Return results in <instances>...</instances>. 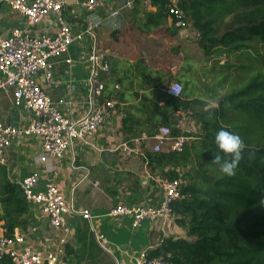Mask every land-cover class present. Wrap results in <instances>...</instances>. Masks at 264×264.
<instances>
[{
	"label": "crops",
	"instance_id": "obj_1",
	"mask_svg": "<svg viewBox=\"0 0 264 264\" xmlns=\"http://www.w3.org/2000/svg\"><path fill=\"white\" fill-rule=\"evenodd\" d=\"M84 1L65 0L67 8L64 12L74 29L89 20L102 22L96 35L99 48L115 54L116 59L112 62L111 74L101 79L105 93L100 102L113 99L115 110L89 144L77 142L73 151L59 161L42 163L41 143L37 138L15 141L6 153L8 175L4 184L17 185L38 173L41 179L39 191L53 183L65 198L73 199L76 207L91 211L92 223L79 217L66 219L71 230L66 246V259L70 264H133L141 252L156 250L163 240H187L188 237L186 230L175 222L164 229L160 223L151 221L133 228L132 218L114 221L108 216L117 206L158 208L164 197L159 183L164 178L161 170H155L153 174L141 160L129 159L114 150L122 144L145 138L143 151L153 155L155 143L152 139L163 126L180 135L184 129L198 133L200 126L193 121L194 114L214 115L224 97L223 94L211 96L212 79L206 73L220 58L206 57L198 41L193 39L191 29H177L172 18L167 17L158 28L153 21L148 23L147 16L158 14V8L152 2L98 0L101 9L94 15L76 17L72 6ZM130 1H135L134 8L116 19L108 18L112 10ZM21 23L6 3H0V36H10ZM49 30L51 24H42L32 31L37 35L49 33ZM84 49L85 46L80 45L72 49L73 66L56 60L51 70L53 79L46 76L40 79L47 94L62 103L63 115L71 120L84 116L91 106L89 92L83 88L88 79ZM174 82L183 85V102H206L208 106L191 105L174 110L168 105L170 96L166 94ZM0 123L17 127L29 123L26 113L14 108L11 92L0 94ZM163 153H167V149ZM74 166L78 167L77 171H73ZM168 170L170 167L165 168L166 172ZM191 171L189 166L176 170L179 176ZM28 207L29 211L20 217L21 224L26 222V230L18 226L14 231V236L25 238L24 245L17 249L43 254L52 252L60 234L53 231L49 218L40 207L30 203ZM6 210L9 211L7 207ZM3 217L0 197V237H7ZM96 233L106 237L110 253L99 246Z\"/></svg>",
	"mask_w": 264,
	"mask_h": 264
},
{
	"label": "trees",
	"instance_id": "obj_2",
	"mask_svg": "<svg viewBox=\"0 0 264 264\" xmlns=\"http://www.w3.org/2000/svg\"><path fill=\"white\" fill-rule=\"evenodd\" d=\"M151 2L158 14L147 16L148 23L153 21L158 28L167 17L174 23L170 10L175 7L183 21L200 35L198 46L208 58L243 51L257 52L259 57V49L264 47V0ZM181 98L170 97L168 105L174 110L208 106L206 102H183ZM223 98L226 101L214 115L194 114L193 121L200 131L182 153L146 155L153 174L161 170L163 180L181 182V199L173 204V212L176 225L186 230L188 237L163 240L159 248L149 252L150 259H163L167 264H264V71L259 69L252 83L239 94ZM238 99L241 101L236 108L241 116L235 119L230 117L234 113L228 104ZM222 128L238 134L244 143L241 160L231 177L213 165L215 135ZM172 134L180 135L176 130ZM188 166L192 171L179 176L176 170ZM166 167H170L168 172ZM7 175V168L0 166L2 220L7 237L12 238L18 226L26 230V222L21 224L20 217L29 207L20 186L4 184ZM0 264L14 263L4 257Z\"/></svg>",
	"mask_w": 264,
	"mask_h": 264
},
{
	"label": "built area",
	"instance_id": "obj_3",
	"mask_svg": "<svg viewBox=\"0 0 264 264\" xmlns=\"http://www.w3.org/2000/svg\"><path fill=\"white\" fill-rule=\"evenodd\" d=\"M152 0H136L142 4H150ZM22 20L21 25L10 32V36H0V94L12 93L16 110H23L29 118L24 127L0 123V166H7L6 153L11 145L22 138H37L42 149V163L49 160H62L73 151L77 142L89 144L100 131L109 114L115 110L113 99L100 102L105 93L101 82L111 74L112 62L116 55L102 51L97 41V32L102 22L89 20L74 29L65 15V0H2ZM174 3V2H173ZM135 1L124 3L112 10L108 18L116 19L126 10L134 8ZM76 17L92 16L101 9L98 0H86L72 6ZM174 25L179 30L192 32L193 39L198 41L200 35L183 21L182 13L173 7L170 10ZM51 22V23H50ZM42 24H51L49 33L33 34V29ZM85 46L83 52L84 65L88 70V79L83 88L89 92V111L79 119L66 118L62 111V103L54 101L41 86L40 79L46 76L53 79L52 64L62 60L67 66H73L75 60L70 59L73 48ZM119 90V87L116 86ZM183 85L179 82L171 84L166 94L173 98H181ZM197 131L184 129L179 136H173L169 127L163 126L152 139L155 143L153 153H182L185 147L194 140ZM146 139L125 143L114 150L121 152L129 159H139L148 170L149 161L143 151ZM78 167L74 166L73 171ZM86 179V177L84 178ZM40 175L33 173L17 182L23 190L28 203L41 208L44 216L49 218L55 233H59V242L52 252H40L17 249L25 243L23 236L13 238L0 237V260L9 257L14 264H70L66 259V246L71 234L67 218H81L92 223L91 211L75 206L72 198H65L58 187L49 183L44 191H39ZM163 190L162 204L158 208L150 207H115L108 216L114 221L132 218L133 228L151 221L158 222L162 228L175 222L173 204L181 199V182L159 180ZM73 193V192H72ZM35 231V230H34ZM99 246L110 253V245L104 235L95 234ZM133 264H167L163 259H150L149 252L144 251L134 259Z\"/></svg>",
	"mask_w": 264,
	"mask_h": 264
},
{
	"label": "rangeland",
	"instance_id": "obj_4",
	"mask_svg": "<svg viewBox=\"0 0 264 264\" xmlns=\"http://www.w3.org/2000/svg\"><path fill=\"white\" fill-rule=\"evenodd\" d=\"M252 45L257 47L255 43H252ZM260 48L259 57L257 56V52L243 51L227 57H220V60H217L216 64L207 69L206 73L212 79L210 86L211 96L219 97L223 94L227 99L230 96L239 94L242 89L248 87L256 77L259 69L264 71V47ZM223 100L226 101L224 98ZM240 101L238 99L234 101V104H228L229 110L234 113L230 117L233 116L235 119H240V109L236 108V105ZM111 251L113 252L112 248Z\"/></svg>",
	"mask_w": 264,
	"mask_h": 264
},
{
	"label": "clouds",
	"instance_id": "obj_5",
	"mask_svg": "<svg viewBox=\"0 0 264 264\" xmlns=\"http://www.w3.org/2000/svg\"><path fill=\"white\" fill-rule=\"evenodd\" d=\"M215 144L217 151L212 153L214 156L213 165L217 166L225 176L235 175L244 148L242 138L238 134L222 128L216 132Z\"/></svg>",
	"mask_w": 264,
	"mask_h": 264
},
{
	"label": "water",
	"instance_id": "obj_6",
	"mask_svg": "<svg viewBox=\"0 0 264 264\" xmlns=\"http://www.w3.org/2000/svg\"><path fill=\"white\" fill-rule=\"evenodd\" d=\"M2 0H0V3H1Z\"/></svg>",
	"mask_w": 264,
	"mask_h": 264
},
{
	"label": "bare ground",
	"instance_id": "obj_7",
	"mask_svg": "<svg viewBox=\"0 0 264 264\" xmlns=\"http://www.w3.org/2000/svg\"><path fill=\"white\" fill-rule=\"evenodd\" d=\"M137 4V3H136Z\"/></svg>",
	"mask_w": 264,
	"mask_h": 264
}]
</instances>
